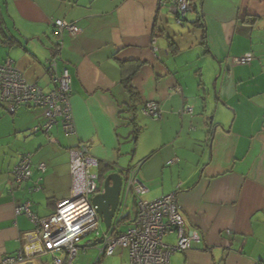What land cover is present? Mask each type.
<instances>
[{"label":"crops","instance_id":"1","mask_svg":"<svg viewBox=\"0 0 264 264\" xmlns=\"http://www.w3.org/2000/svg\"><path fill=\"white\" fill-rule=\"evenodd\" d=\"M171 1L0 0V65L11 59L45 92L55 88L48 72L54 22L81 29L61 38L58 61V71L71 74L74 132L59 121L47 133L43 109L11 112L0 103V263L34 235L16 209L30 202L40 219L52 216L71 195L70 151L90 143L98 180L135 168L148 199L177 195L187 230L200 240L169 264H264V0H192L195 10L180 19ZM248 54L250 65H234ZM129 64L130 72L139 66L135 101L121 83ZM149 102L159 105L160 119L142 114ZM187 106L196 113L179 115ZM25 155L32 178L16 186L13 172ZM38 181L42 189L33 192ZM164 241L174 245L176 235ZM85 251L80 264H132L127 248L111 257L99 251L100 263Z\"/></svg>","mask_w":264,"mask_h":264},{"label":"built area","instance_id":"2","mask_svg":"<svg viewBox=\"0 0 264 264\" xmlns=\"http://www.w3.org/2000/svg\"><path fill=\"white\" fill-rule=\"evenodd\" d=\"M189 0H173L171 9L181 16L190 11ZM60 39L64 34L78 36L81 29L76 24L63 20L54 22ZM157 52L156 41L153 42ZM58 53L48 63V72L55 88L45 92L38 84L29 82L11 59L0 65V103L14 112L22 106L43 109L44 130H49L59 121L65 132H74L73 114L70 105L71 74L68 70L58 71L57 57L63 42H58ZM255 57L248 54L234 59V65H250ZM195 109L184 107L179 115H194ZM144 116L160 119L162 111L155 102L147 103L142 109ZM34 131H37L35 129ZM51 143L56 140L48 136ZM90 143H81L78 149L71 150L72 190L68 199L57 204L56 211L46 219H40L31 212L30 202L16 209L17 215H25L34 224V235L29 236L25 247L14 257H6L0 264H21L38 257H50L43 264H78L81 257V242L99 230L101 218L93 199L104 193L98 183V163L91 157ZM173 164L174 161L169 162ZM41 173L46 172V164L39 165ZM14 184L20 186L32 178V160L29 155L21 158L14 172ZM137 169L122 171L123 188L112 226L104 235L100 256L111 257L117 248H127L132 264H169L170 257L177 252L186 253L194 242L200 240L197 232H189L181 213L177 195L148 199L147 188L137 179ZM42 189L41 182L34 184L32 191ZM136 198V212L133 221L122 232L126 223L129 203ZM99 233H97L98 235ZM169 234H175L177 241L167 245L164 241Z\"/></svg>","mask_w":264,"mask_h":264},{"label":"water","instance_id":"3","mask_svg":"<svg viewBox=\"0 0 264 264\" xmlns=\"http://www.w3.org/2000/svg\"><path fill=\"white\" fill-rule=\"evenodd\" d=\"M123 188V178L121 174H110L104 182V193L93 199V204L98 207V213L105 226L103 236L94 242L80 245L81 249L96 248L104 243V235L108 233L112 226L115 212L119 205L121 191Z\"/></svg>","mask_w":264,"mask_h":264},{"label":"trees","instance_id":"4","mask_svg":"<svg viewBox=\"0 0 264 264\" xmlns=\"http://www.w3.org/2000/svg\"><path fill=\"white\" fill-rule=\"evenodd\" d=\"M189 1H190V4H191V5H190V11H191L192 9L195 10V6L193 5L192 0H189ZM172 2H173V0L171 1V5H172ZM190 11H189V12H190ZM189 12H188V13H189ZM176 15H178L179 19H180L181 17L186 16V14H185L184 16H181V15H179V14H176ZM180 22H181V21H180ZM54 29H55V28H54ZM55 32H56V30H55ZM54 34H55V33H54ZM55 39H56V41H54L53 46L50 48V50H51V57H50V59L48 60V63H49V61L54 57V55L58 53V48H59L58 42L61 41V39H60V37H58L57 34H55ZM61 50H62V49H61ZM60 58H61V51L59 52V55H58V57H57V62L60 60ZM130 66H131L130 64H129V65H126V66H123V78H122V82H121V83H122V85H123V87H124L126 93L128 94L129 99H130L131 101H135V99H136L137 96H138V92H137V89H136V87H135V85H134V80H133V78H134V75H135L136 69H137L139 66H137L136 69L133 70L132 72H130V69H131ZM22 107H25V106H22ZM130 109H132V110H131V111H128V113L132 112V111L134 110V107H132V108H130ZM129 121H130V122L132 123V125L134 126V134H135V137H137V136L139 135L140 131H141V127H138V125H137V123H136V117L134 116V117L131 118ZM100 179H101V180H104V177L101 175V176H100ZM126 220H127V217H126ZM100 262H101V259H99V260L97 261V263H100Z\"/></svg>","mask_w":264,"mask_h":264},{"label":"rangeland","instance_id":"5","mask_svg":"<svg viewBox=\"0 0 264 264\" xmlns=\"http://www.w3.org/2000/svg\"><path fill=\"white\" fill-rule=\"evenodd\" d=\"M212 88L214 89V87H212ZM104 181H105V179H104V180H101V179H100V180H98V183H99L100 185H103ZM125 230H126V225L123 224V225L121 226V231L124 232ZM104 232H105V226H104L103 222H101V223H100L99 230L96 231V232H94L93 234H91L89 237L85 238V239L81 242L80 245H85V244H87V243H89V242H91V243L94 242L95 240L101 238V237L103 236ZM97 233H99V234L97 235ZM101 247H102V245H99V246L96 247V248L86 249L85 252H86V253L88 252L89 255L94 254V262H95V260H98V258H99V250L101 249ZM82 255H83V254H82ZM82 255H81V257H82ZM86 256H87V255L85 254V255L83 256V258L80 257V259H79V264L83 262L82 259H84V257L86 258ZM87 257H88V256H87ZM49 259H50V257H38V258L35 259V264H43V261H46V260H49Z\"/></svg>","mask_w":264,"mask_h":264},{"label":"clouds","instance_id":"6","mask_svg":"<svg viewBox=\"0 0 264 264\" xmlns=\"http://www.w3.org/2000/svg\"><path fill=\"white\" fill-rule=\"evenodd\" d=\"M80 246V245H79ZM82 250V249H81ZM99 260V259H98Z\"/></svg>","mask_w":264,"mask_h":264}]
</instances>
